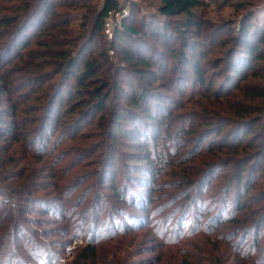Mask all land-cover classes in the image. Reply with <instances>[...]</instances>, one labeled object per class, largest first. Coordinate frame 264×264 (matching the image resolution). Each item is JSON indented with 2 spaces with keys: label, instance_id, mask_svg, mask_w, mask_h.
<instances>
[{
  "label": "trees",
  "instance_id": "trees-1",
  "mask_svg": "<svg viewBox=\"0 0 264 264\" xmlns=\"http://www.w3.org/2000/svg\"><path fill=\"white\" fill-rule=\"evenodd\" d=\"M158 1L161 30L144 33L145 24L138 28L131 21L141 13L142 23L147 12L133 1L0 0V240H6L0 264H27L23 258L32 256L31 249L26 246L22 256L16 243H32L38 227L52 225L53 217L62 224L61 230L48 229L61 236L49 242L60 246L59 260L69 239L87 236L81 252L64 264H228L232 258L235 264H264L258 239L264 193L252 209L248 196V183L264 162V2L227 1L235 20L213 23L196 12L202 0ZM122 8L128 13L115 22L109 41L105 20ZM172 19L179 45L166 54L160 50L167 64L157 67L155 57H146L152 47L147 38H171ZM170 61L181 82L170 75ZM186 81L194 86L188 93ZM108 103L112 108L104 112ZM96 114L93 128L80 133ZM125 146L136 148L138 169L153 177L140 178L149 196L142 190L127 199L117 190L124 209L108 206L98 192L93 214L83 218L87 208L81 206L93 191L74 193L92 178L116 189V156ZM220 167L230 172L210 192L223 203L216 228L201 235L190 229V242L169 239L174 215L165 224L153 220L158 218L149 208L174 196L161 194L163 177H177L189 197ZM228 202L232 213L225 218ZM102 206H108L106 215ZM185 219L176 226L180 237ZM87 222L92 227L85 232ZM151 232L158 242L145 252ZM145 253L155 255L143 258Z\"/></svg>",
  "mask_w": 264,
  "mask_h": 264
},
{
  "label": "rangeland",
  "instance_id": "rangeland-1",
  "mask_svg": "<svg viewBox=\"0 0 264 264\" xmlns=\"http://www.w3.org/2000/svg\"><path fill=\"white\" fill-rule=\"evenodd\" d=\"M133 1L134 3H136L137 5H139L142 8V12H147V20H143L142 23L141 22V13L138 14V16H136L135 18L132 19L131 23L133 24V26H136L138 28L141 27L142 24H145V29H144V33H148V32H160V21H163V19L160 18L159 13H158V4L159 1L158 0H120V2L123 5H127L129 4V2ZM203 1V5L202 7H200L198 10H196L197 13L200 14L201 18H204L205 20H208L210 22L213 23H218L220 21L226 20V19H233L235 18L237 15L233 9V7L231 6H227L226 3L227 1L230 0H202ZM240 0H234V2H239ZM259 1V0H256ZM261 2H264V0H261ZM153 14L154 17H152ZM241 14H239L240 16ZM162 28V27H161ZM169 31H170V36L171 38H169L168 40L161 38L160 35H158L156 38L152 37H148V41L151 43L152 47L147 48L146 51V57H155L156 60V65L157 67L159 66V63L161 65H165L167 64V61L165 60V58L163 56H158V52L161 50L163 51L165 54L167 53V50L169 48H173V47H177L179 45V40L177 39L178 37V32L175 30V19H172L170 21V26H169ZM229 33V30L226 29L223 31L222 36H226ZM129 42H131L132 47H135V43L134 41H132L131 39H129ZM135 44V45H134ZM137 45H143V40L140 41L139 44ZM96 51V49H95ZM171 63H169V72L170 75L177 81V82H181L180 80L182 78H180L179 76V72L177 71H172V68L174 67L173 61H170ZM191 72V71H189ZM161 74V73H160ZM126 75H125V79H126ZM130 79L127 78L128 82ZM222 80V79H221ZM136 83H139V81L136 79ZM124 88L126 89V91H129V86L125 83V85H123ZM187 89V93L192 91V89H194V86H192V82H187L186 81V88ZM184 88V83L180 84L177 87L178 89H182ZM171 97L174 100H178V98L175 96V94L170 93ZM237 94L239 95V92H237ZM112 108L111 103H108L105 107L104 112H107V110L109 111V109ZM168 108H173V106H169ZM100 115V114H99ZM94 118H90L87 122L89 123H84L83 128L81 129L80 133H85V132H89L93 126L96 124V119L98 118V115H94ZM93 122V123H91ZM58 134V133H57ZM57 134L54 135V137L50 138L51 136L48 135V138H50L51 143L52 142H56L57 141ZM87 138L92 139L93 137L88 136ZM60 139V138H59ZM90 142H94V141H90ZM206 146V145H205ZM120 151L123 153L122 155H117L116 156V164H117V169L118 171L116 172V189H112V185H109L107 187H99V182L97 183V179H88L87 181H85L82 185L81 188H79L75 193L74 196H76V194H84L85 191H89L92 190L93 192H91V194H89L87 196V199L84 203V205L81 206V208H87L85 210V212H83L82 214H84L83 218L86 216H91L93 214V208H90V206H92L91 202L93 203V198H95L94 196L98 195V192H102V195H99V197L101 196L102 198H107L108 201V206L115 205V206H119L122 207L124 209H127L128 207L126 205H123V203H121L119 201L118 198H116V196H118L116 194L117 190H122L123 194L126 195L127 199L131 198L130 197V193H134V194H138L141 193V191L143 190L144 192H146V196H149V191H150V187L148 184H144L141 182L140 178L144 176V180L145 182H149V181H153V177H151L150 175H145L144 172H141L138 169L139 164L138 163V157L136 156V148H133L131 146H125L120 148ZM154 151V150H153ZM156 151L158 152V150L156 149ZM134 157V158H133ZM140 164H144V163H140ZM137 166V168H136ZM260 174H258L256 177L253 178V180H250L248 183V196H249V202L250 200H252V204H251V209L255 207V205H257V201L258 198L261 197L264 193V162L260 163ZM88 167V166H87ZM89 170L92 169V166L89 165ZM262 168V171H261ZM230 172V170H222V168H218L215 169L211 175L205 179L206 181V186H203L202 184L200 185L201 187H198L199 184H197V186L194 189H191L192 191L190 192L189 197L184 196L183 194V188L180 186V182L179 179H177V177H173L170 175H165L163 177L162 180V184L164 186H167L166 188L164 186L161 191V194H172L174 196H170L168 198V195H165L166 197H164L163 199H157L155 200L153 203L150 202L151 207H149L152 210H154V214L156 216V218L158 219H153V220H162L166 222L170 219V217L172 215H174V217L169 221L171 222L169 224V226L167 227L168 229V236L169 239L173 240L174 238H181L183 239L185 242L188 241H193L194 236H190L189 231L191 229L194 230L196 228V234H200L203 232V229L206 230H211L210 232H212L214 230V228H216V224L214 223V219L216 217H218L219 214H221V210L220 208L223 206V203L220 204L221 202L217 200V197H214L213 193H210L217 184H224V180L226 179V175ZM263 175V177H262ZM173 177V178H170ZM248 181V180H247ZM246 181V182H247ZM157 185V183H156ZM148 186V187H147ZM153 188V185H150ZM191 186L187 187L190 188ZM149 188V189H148ZM217 191V189H216ZM125 192V193H124ZM130 192V193H129ZM160 191H158L156 194H158ZM127 193V194H126ZM129 193V194H128ZM234 194V193H233ZM232 194V195H233ZM139 195V194H138ZM179 195V196H178ZM232 195L229 197V200L231 202L232 199ZM163 196V195H162ZM178 196V197H175ZM98 197V198H99ZM100 197V199H102ZM178 198V200H177ZM198 198V199H197ZM99 200V199H98ZM177 200V201H176ZM257 200V201H256ZM100 202V200H99ZM230 202L224 203L227 204L226 209L227 212L225 213L226 215H224L225 218H227V216H230L231 212V204ZM256 202V203H255ZM263 203H260V205H262ZM108 206H102L103 207V215L105 214V211L108 209ZM259 206V205H258ZM93 207V206H92ZM130 210V209H129ZM134 212H137L136 209H131ZM174 211H177L178 214H174ZM141 214V213H140ZM143 215V213H142ZM148 217V214H145ZM176 215V216H175ZM142 217V216H141ZM146 217V218H147ZM186 217L185 219V226L183 228V235L180 237V235H176L178 233V230L176 229V226L178 225V223L180 222L181 218ZM106 218V216L104 217ZM219 218V217H218ZM44 219V217H43ZM46 220V219H45ZM52 222V225H47V226H43V227H38L39 230V234L35 235L34 234V240L32 241V243H30L29 245H25L24 246V242L22 240L18 241L16 244L19 246L18 251L20 253H22L21 255L24 256L23 251L26 248V246L28 248L31 249V254L32 256L29 257V255L25 256L23 259H25L27 261V264H64V261L59 260L60 257L63 255L62 251H60V246L58 245H53L52 243L49 242H54V241H59L61 240V236L59 234H57L58 232H53L52 234H48V229L50 228H56L57 230H61L60 227H62V224H59L53 220H56L54 217L52 219H50ZM143 220V219H142ZM144 222V221H143ZM29 224V223H28ZM85 232H88L92 225L91 223H85ZM30 226V225H28ZM34 226V225H33ZM129 226V225H127ZM264 226V223H263ZM260 229L261 231L259 232L260 235L258 236V239H260V246L261 244L262 247H264V228ZM37 227V226H35ZM29 228H33L32 226ZM59 228V229H58ZM46 231L44 233V231ZM222 232L221 229H218L216 233L218 232ZM84 232V233H85ZM211 234V233H210ZM212 233V235H208V236H212L214 237V235ZM33 236V235H32ZM190 236V237H189ZM223 236V235H222ZM76 238V237H73ZM78 238H81L83 240V244L79 245L73 252V254L67 259L66 263L72 261V259H74L80 252H81V248H83L84 246V242L86 241L87 236H79ZM151 238V241H150ZM153 238H155V234L153 232H151V236L149 237L147 242L142 244L143 249L145 250V252H147L149 250V248H152L156 245V243L158 241L154 240ZM252 235H249L247 237V241H249V243H254V241H252ZM213 239V238H212ZM71 239H69L70 241ZM6 242V240H0V249L2 248V246L4 245V243ZM109 244V243H107ZM105 245V244H104ZM100 245L97 248H101ZM141 246V247H142ZM260 246H258L260 248ZM10 248V246H9ZM110 248V244L107 245V249ZM141 250V249H139ZM9 252V251H8ZM6 252V255L7 253ZM229 255H233L234 251H228ZM19 253V254H20ZM102 253V252H101ZM103 255V254H102ZM155 254H150V253H145V255H143V258H146L147 256H154ZM232 256V257H233ZM148 258V257H147ZM264 258V253L263 256L261 257ZM66 260V259H65ZM220 262V261H219ZM65 263V264H66ZM84 264H88V261H84L82 262ZM235 260L232 258L230 259V261L228 262V264H235ZM217 264H221V263H217Z\"/></svg>",
  "mask_w": 264,
  "mask_h": 264
},
{
  "label": "built area",
  "instance_id": "built-area-1",
  "mask_svg": "<svg viewBox=\"0 0 264 264\" xmlns=\"http://www.w3.org/2000/svg\"><path fill=\"white\" fill-rule=\"evenodd\" d=\"M127 13L128 10L126 8H122L117 12H109L104 25V34L109 41L112 40L114 35L113 31L115 22H120L127 15ZM81 244H83V240L81 238H71L65 247L64 257L61 259V261H65V259L69 258L73 254L74 250Z\"/></svg>",
  "mask_w": 264,
  "mask_h": 264
}]
</instances>
